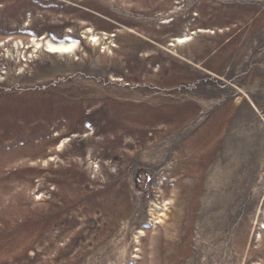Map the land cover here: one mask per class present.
Returning <instances> with one entry per match:
<instances>
[{
	"label": "rangeland",
	"instance_id": "1",
	"mask_svg": "<svg viewBox=\"0 0 264 264\" xmlns=\"http://www.w3.org/2000/svg\"><path fill=\"white\" fill-rule=\"evenodd\" d=\"M0 264H264V0H0Z\"/></svg>",
	"mask_w": 264,
	"mask_h": 264
},
{
	"label": "bare ground",
	"instance_id": "2",
	"mask_svg": "<svg viewBox=\"0 0 264 264\" xmlns=\"http://www.w3.org/2000/svg\"><path fill=\"white\" fill-rule=\"evenodd\" d=\"M177 39L180 40V39H182V38H181V37H178ZM62 45H63V44H62ZM46 46H47L48 49H51V50H53V49L62 50V49L70 48V46L54 47V46H52V44H50V43H46Z\"/></svg>",
	"mask_w": 264,
	"mask_h": 264
}]
</instances>
